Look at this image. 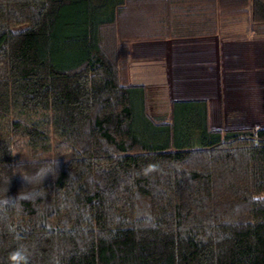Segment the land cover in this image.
<instances>
[{
  "label": "trees",
  "instance_id": "16d2710c",
  "mask_svg": "<svg viewBox=\"0 0 264 264\" xmlns=\"http://www.w3.org/2000/svg\"><path fill=\"white\" fill-rule=\"evenodd\" d=\"M242 22L264 0H0V264H264V124L131 81L132 42Z\"/></svg>",
  "mask_w": 264,
  "mask_h": 264
},
{
  "label": "rangeland",
  "instance_id": "374dc122",
  "mask_svg": "<svg viewBox=\"0 0 264 264\" xmlns=\"http://www.w3.org/2000/svg\"><path fill=\"white\" fill-rule=\"evenodd\" d=\"M251 33L252 28L247 22L231 28L224 27L221 33L211 37L209 43L213 50H210V54H206L198 44L189 46L195 43L190 39L183 42L136 41L132 50V57L136 62L131 60L130 65L131 81L146 80L136 68L142 70L147 66L159 67L164 57H168L167 55L163 57V49L170 47L176 54L173 61L175 70L186 62L188 73L184 71L183 76L181 75L185 83L174 81L170 87L159 83L156 94L161 101L159 106L161 111L166 110L165 104L173 95L206 94L212 126L258 127L264 124V34ZM184 46L189 48L184 49ZM178 48L181 56L178 54ZM203 55L209 57L211 61L205 60ZM139 62L143 67L138 64ZM202 62H206V65ZM199 66H203L201 73L197 71ZM177 79L176 76L175 80Z\"/></svg>",
  "mask_w": 264,
  "mask_h": 264
},
{
  "label": "crops",
  "instance_id": "0c3cea01",
  "mask_svg": "<svg viewBox=\"0 0 264 264\" xmlns=\"http://www.w3.org/2000/svg\"><path fill=\"white\" fill-rule=\"evenodd\" d=\"M251 34H253V33H251ZM213 35L214 34H205V35H197V36H189V37H170V38L156 39V40H147V41L177 40V41H182L183 42L186 39H190V40L195 41V43H192L193 45H189V46H194L195 44H198V45H200L199 48H201L202 50H204L206 54L207 53L210 54V50L211 49L213 50V48H211V45H210L209 42H210L211 37ZM135 42L136 41L132 42L131 43V46H130V51H129V55H130V65H131V60H134L133 57H132V50H133V43H135ZM139 42H142V41H139ZM205 43H209V44L206 45ZM182 44L183 43H180V45H182ZM189 46H184V49L189 48ZM213 47L216 48L215 46H213ZM163 51L165 53V54L164 53L162 54L163 57H164V55H167L168 57L167 58L164 57V60L161 61V63H160L161 65L159 67H153V66H150V67L147 66L146 67L145 66L146 68L145 69H142V70L136 68V70L139 71V73L142 76H144V78L146 79L144 81H138V82H144V83H164V84H166V87H170L171 83L174 82V81L177 82V83H179V82L185 83L186 82V81H184L185 79H182L183 78L182 77L183 76V72L184 71L187 72L186 69L188 68V65H186V62L183 63V65L180 66L179 69L176 67L177 70H175V67H173V65H174L173 64V61H174V58H175L174 55H176L175 54V50L169 47L168 49L167 48H164ZM177 51H178V54L181 56L182 54L179 53V48H178ZM203 56L205 57V55H203ZM205 60H208V62L211 61V59L209 57H207ZM202 63H204L206 65V62H202ZM138 64H140V66L143 67L142 63L139 62ZM202 67L203 66H199L197 68L198 69L197 71L199 73H201V71L203 72V70L201 69ZM190 71H193V70H190ZM176 76L178 77L177 80H175V77ZM191 96H204V97L207 98V95L206 94H200L199 95V94H189V93L176 94V95H173L170 98H173V97H191ZM208 103H209V101H208ZM209 108H210V106H209ZM209 121H210V117H209Z\"/></svg>",
  "mask_w": 264,
  "mask_h": 264
},
{
  "label": "clouds",
  "instance_id": "9594fccd",
  "mask_svg": "<svg viewBox=\"0 0 264 264\" xmlns=\"http://www.w3.org/2000/svg\"><path fill=\"white\" fill-rule=\"evenodd\" d=\"M58 161L49 162V166L42 167L35 174H25L22 173V179L27 185H31L33 183V179L31 178L32 175L40 177V179L44 182V180L49 176L52 175L53 177H56L58 172ZM26 198V195L22 193V191L19 192L17 197H8L3 203L7 204L9 201H13L16 199H24ZM10 259L13 261V264H27V257L22 253L21 251L17 250L14 252Z\"/></svg>",
  "mask_w": 264,
  "mask_h": 264
},
{
  "label": "built area",
  "instance_id": "2783aa9c",
  "mask_svg": "<svg viewBox=\"0 0 264 264\" xmlns=\"http://www.w3.org/2000/svg\"><path fill=\"white\" fill-rule=\"evenodd\" d=\"M256 128V127H255Z\"/></svg>",
  "mask_w": 264,
  "mask_h": 264
}]
</instances>
